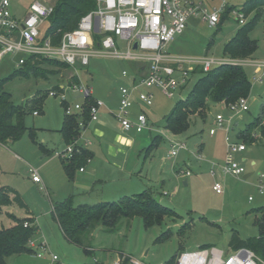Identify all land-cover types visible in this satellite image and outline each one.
<instances>
[{"label": "rangeland", "instance_id": "1", "mask_svg": "<svg viewBox=\"0 0 264 264\" xmlns=\"http://www.w3.org/2000/svg\"><path fill=\"white\" fill-rule=\"evenodd\" d=\"M31 1L14 0L13 12L23 16L25 6ZM223 1L233 8L219 16L217 26L210 27L200 17H190L186 28L175 36L166 50L173 56L184 58H223L224 44L247 26L258 11H250L244 23L240 24L236 14L246 0H194L208 13ZM259 11L260 16L248 37L257 44L251 58L263 61L264 5ZM46 26L47 23L43 28ZM16 60L17 56L11 54L3 57L0 80L18 69ZM243 66L250 80L248 110L233 116L223 103H210L206 117L193 116L189 127L179 134L164 129V117L179 99L186 97L198 75L190 76L186 85L172 98L165 97L156 87L148 89L153 95L152 105L142 106V109L149 118L150 129L140 133L131 130L129 136L134 142L130 146H122L121 158L115 160L95 152V160L102 162L92 179L79 176L78 169L69 176L61 163L64 159L54 156V151L66 147L58 132L64 110L59 97L47 95L40 113L25 115L27 131L17 140L0 145V186L9 185L18 191L32 213V225L37 228L30 238L35 244L33 253L9 255L5 258L6 264H114L121 254L130 255L145 264H168L174 261L181 247L187 251L214 247L226 254L230 250L233 232L241 238L257 236L258 228L254 221L263 215L257 209L264 208V194H259L256 187L259 175H264V140L251 144L238 139L236 134L264 109V78L262 82L255 81V67ZM123 70L127 76H122ZM72 73H76L80 80L75 87L79 84L88 86L92 97L104 104L98 111L96 122L106 120L111 126L116 125L113 114L118 111L119 89L130 86L133 76L132 63L127 60L91 57L87 66H78L76 71L63 68L48 80L16 75L4 84V90L11 93L15 104L33 107V100L53 85L65 86L69 103L82 104L81 95L68 89L67 82ZM217 114L226 120L232 118L227 134L221 129H216L214 135L209 134V130L216 126ZM156 135L159 136L157 146L147 151ZM226 136L230 142L246 146L245 151L234 154L235 160L245 168L240 176L220 170L226 152ZM84 139V142L88 140ZM174 143L183 144V147L175 156H170ZM122 163L124 173L119 175L115 165ZM29 168L37 170L42 182L36 184L31 180ZM84 168L88 170L86 164ZM178 169L190 174L182 176ZM211 169L214 175L210 173ZM248 173L250 175L243 178ZM216 182L222 185L221 193L212 188ZM144 190H151L160 204L173 209L178 216H166L159 224L149 227L144 226L139 216L121 218L114 230L98 225L85 231L80 236L81 245L69 242L53 218L52 206L68 198L73 207L91 206L118 201L121 197ZM10 213L19 218L25 215V211L18 207L11 208ZM8 219L5 212L0 214V229L7 228ZM165 233L167 236L161 239ZM85 247H89L91 252L85 251Z\"/></svg>", "mask_w": 264, "mask_h": 264}, {"label": "built area", "instance_id": "2", "mask_svg": "<svg viewBox=\"0 0 264 264\" xmlns=\"http://www.w3.org/2000/svg\"><path fill=\"white\" fill-rule=\"evenodd\" d=\"M14 0H0V62L4 56L11 54L17 56L15 67L19 68L29 56L35 58L51 59L63 62L77 70L78 66H87L91 57H111L130 62H139L143 65L145 74L138 79H132L130 86H121L119 89V106L113 114L120 128L124 131L134 130L141 132L149 129L148 118L143 110L138 111L134 118L130 109L134 105V95L146 106L152 104L153 95L148 88L156 87L167 98H172L176 91L183 88L190 79L191 71L200 66L203 71H208L213 65L233 64L251 65L255 67L253 78L262 82L264 77V60L253 58H184L171 55L167 45L181 34L187 26L190 17H200L210 27L217 26L219 16L224 13L227 4L223 1L218 7L208 13L205 8L194 0H96L93 10L82 15L73 30L65 31L57 43L50 37L41 38V29L47 18L53 12L54 2L51 0H32L25 6L23 16L13 12ZM236 14L240 24L245 21L243 11ZM98 35L97 39L95 35ZM136 43V48L133 44ZM76 76L80 83L79 76ZM122 76H127L122 71ZM75 82L68 84V89L77 92L83 100L92 97L91 88ZM65 86L59 89L50 88L48 95L59 97L63 105L64 114L72 115L82 108V104L71 105L67 100ZM104 104L96 101L88 106L89 121H96L98 111ZM234 115L248 110L247 98H239L227 106ZM33 114H37L36 111ZM216 126L209 130L214 134L216 129L230 130L231 118L226 120L223 115L215 117ZM264 123V120L262 121ZM80 136L86 128L84 120L79 119ZM226 152L220 166L222 173L240 176L245 172L243 165L236 161L234 154L246 149L244 143L230 142L225 137ZM77 143V142H75ZM75 143L67 144L65 149L54 151V156L69 160L72 157ZM89 143V142H86ZM183 144L174 143L169 151L170 156H175ZM83 167L79 170L83 171ZM32 181L42 182L37 170L29 168ZM180 175L188 176L189 171L180 170ZM214 174V171H212ZM259 194H264V175L260 174L256 185ZM216 193L222 192V185L216 182L212 186ZM252 200V197H249ZM28 223L25 222L24 226ZM32 249L35 244L28 240ZM44 248L43 244H40ZM41 256L42 254H36ZM126 257V256H123ZM129 257V256H127ZM56 259V256H52ZM119 258L114 264H121ZM127 264H145L129 257ZM174 264H264L251 249L239 247L224 254L217 248H197L196 250H183L178 253Z\"/></svg>", "mask_w": 264, "mask_h": 264}, {"label": "trees", "instance_id": "3", "mask_svg": "<svg viewBox=\"0 0 264 264\" xmlns=\"http://www.w3.org/2000/svg\"><path fill=\"white\" fill-rule=\"evenodd\" d=\"M264 5V0H246L240 10L247 15L252 10H258L254 18L247 26L241 28L229 41L224 44L223 54L228 58H250L255 51L257 44L248 37V33L255 20L260 16V7ZM96 0H55L53 12L47 18V26L41 29V38L50 37L53 43H57L61 34L65 31L73 30L82 15L93 10ZM233 7H227L224 13L229 12ZM223 14V13H222ZM45 23V24H46ZM98 39L99 36L96 34ZM69 67L67 64L51 59L35 58L29 56L25 62L14 71L9 77L0 80V144L5 145L9 141H15L26 131L24 117L28 113L42 111L43 101L48 95V90L37 99L33 100L32 106H20L12 101L11 93L4 90V84L16 75L22 77L33 76L48 80L50 76H57L63 68ZM198 75L197 80L189 89L184 99H179L171 111L164 117V129L173 134H179L186 130L191 118L198 116L202 119L206 117L210 103H223L225 107L239 98H247L250 93V80L244 70L243 65L220 64L213 65L208 71H203L200 66H196L191 71L190 76ZM77 83L76 76H71L67 84ZM51 88L59 89L58 85ZM93 102V97L83 100L80 111L72 115L64 114L61 126L58 130L65 145L73 144L80 137L79 119L84 120L85 125L89 121L88 106ZM33 108V109H32ZM264 109L253 119L243 130L236 134L243 142L254 143L264 140ZM31 131V129H30ZM258 131V134L257 132ZM159 136H154L147 151L157 146ZM92 153L75 143L71 159L62 160L66 173L72 176L75 169L84 167ZM15 203L18 207L27 209L20 194L11 186H0V214L2 208ZM263 215L255 219L258 228V235L241 238L237 232H233L229 241L232 249L246 247L251 249L261 260L264 261V208H259ZM53 218L58 223L64 237L75 245H81L80 236L87 230H92L96 226L107 230H114L121 218H132L139 216L143 220L145 227L159 224L166 216H178L176 212L162 204L154 197L151 190H144L140 193L121 197L118 201L100 202L91 206L79 205L73 207L70 199L57 202L52 206ZM14 224L6 229H0V264H6L5 258L13 254L33 253L27 246L28 240L36 232V226L32 225V218H16L8 214ZM27 222L28 225L24 226ZM167 233L161 237L163 239ZM205 248V247H201ZM91 252L89 247L84 249ZM184 249L181 247L178 251ZM177 257V256H176ZM121 264H127L129 257H123ZM172 260L168 264H174Z\"/></svg>", "mask_w": 264, "mask_h": 264}, {"label": "crops", "instance_id": "4", "mask_svg": "<svg viewBox=\"0 0 264 264\" xmlns=\"http://www.w3.org/2000/svg\"><path fill=\"white\" fill-rule=\"evenodd\" d=\"M131 63H132V67H133V76L131 77V81H132V79L137 80L138 77H139V75L145 74V70H144L143 65L139 64V62H131ZM148 89H150V88H148ZM151 105H149V106H151ZM142 106H146V105H144L143 103H141L137 99V96L134 95V105L130 109V115H131L132 118L135 117V115L137 114L138 111L143 110L142 109ZM147 118H148V116H147ZM231 121H232V118H231ZM149 122L150 121H149V118H148V123ZM230 128H231V126H230ZM130 131H124V130H122L120 128V126H119L118 123L116 125H112L111 126L108 122H106V120H98L97 122L96 121L95 122H92V121L91 122H88L87 125H86L85 130L83 131L82 135L79 137L77 143L80 146L84 147L85 149H88L92 153V157H91V159H88L87 160V163H86V166L88 167V170H85L84 167H83L84 168L83 171H80L78 169L79 176L80 175L84 176V179L85 178L92 179V178L95 177V174L94 173L98 169H100V167H101L100 164L102 162V161H100V162L98 161L97 162V160H95V158H96V156H97L98 153H100V154L102 153V155L108 156L111 159H115V160L117 158H121V155L120 154H122V152H123L122 146L123 147L130 146L134 142L133 139L129 136V132ZM136 133H140V132H136ZM214 134H210V135H214ZM84 138H86L88 140L84 142L83 141V140H85ZM61 139L63 141L62 136H61ZM86 142H89V143H86ZM63 143H64V141H63ZM0 145H2V144H0ZM95 152L97 153L96 155L94 154ZM120 163H121V161H120ZM123 164L124 163H122L121 165H115V167L118 170L117 173L119 175H123V173H124L123 170H122ZM112 165H113V163H112ZM180 170L181 169H178L177 172L180 173L179 172ZM212 171L213 170L211 169L210 170V173L211 174H212ZM212 175H214V174H212ZM34 183L37 184L38 182H34ZM13 207H18V206L15 203H11L10 205L4 206L2 208V212H5L6 215H7V217L9 218L8 219V226H7V228L10 227V226H12L14 224L13 220L8 215V214H12L13 216H15L13 213H10V210ZM18 208H20V207H18ZM20 209H23L25 211V215L22 216L21 218H23V217L32 218V213H31V211H30V209H29L28 206H27V209H24V208H20ZM15 217L16 218H19L17 216H15ZM127 256L132 257L130 255H127Z\"/></svg>", "mask_w": 264, "mask_h": 264}, {"label": "water", "instance_id": "5", "mask_svg": "<svg viewBox=\"0 0 264 264\" xmlns=\"http://www.w3.org/2000/svg\"><path fill=\"white\" fill-rule=\"evenodd\" d=\"M133 48H134V49L136 48V43L133 44ZM249 175H250L249 173H248V174H245V175L243 176V178H247Z\"/></svg>", "mask_w": 264, "mask_h": 264}]
</instances>
